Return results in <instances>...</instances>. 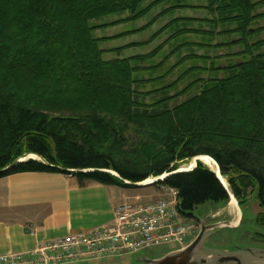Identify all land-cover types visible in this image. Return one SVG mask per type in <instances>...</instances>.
I'll return each instance as SVG.
<instances>
[{
  "label": "trees",
  "instance_id": "16d2710c",
  "mask_svg": "<svg viewBox=\"0 0 264 264\" xmlns=\"http://www.w3.org/2000/svg\"><path fill=\"white\" fill-rule=\"evenodd\" d=\"M184 1L0 0V179L73 170L82 171L73 175L80 186L133 189L125 182L169 174L153 186L177 191L183 217L193 219L208 202L228 203L229 192L240 207L255 194L264 226V0H208L203 8L210 19L179 18L212 30L184 28L170 40L210 39L179 45L169 57L184 47L227 52L186 55L168 69L169 57L153 62L161 47L128 55L148 42L110 48L105 44L120 36L94 35L137 22L165 3L189 8ZM126 12L124 19L100 22ZM216 36L225 40L213 45ZM189 61L196 62L170 82ZM25 155L43 161L17 163L2 174ZM201 156L217 163L227 188L201 162L173 173Z\"/></svg>",
  "mask_w": 264,
  "mask_h": 264
},
{
  "label": "rangeland",
  "instance_id": "374dc122",
  "mask_svg": "<svg viewBox=\"0 0 264 264\" xmlns=\"http://www.w3.org/2000/svg\"><path fill=\"white\" fill-rule=\"evenodd\" d=\"M190 6L189 8H178L173 9V3H165L157 8L153 9L150 13H148L144 18L137 22H126L122 23L119 26H115L112 28H108L106 30H101L100 32L95 33L96 37H115L120 36L118 39L114 40V42H109L105 44L106 47H122L132 43H147L145 46L141 48H135L128 52V55L134 54H148L152 51L161 47L162 49L158 52L155 60L153 62L164 61L166 57H169L172 50L177 46L186 44V43H208V37L204 36H195L192 34L183 35L180 37H175L172 40L171 37L174 36L179 30L184 28H199L202 27L205 31L212 30L211 26L204 23H195L191 21H183L178 22L179 18L184 19H210L211 14L209 10L203 8L204 6H208V0H185L183 2ZM195 6V7H193ZM171 9V10H169ZM260 11L264 12V7L260 9ZM130 16L129 12L120 15H112L106 16L100 19L101 24L117 21L119 19H124ZM217 18V17H215ZM96 22V21H95ZM264 24V21H261ZM145 28L141 33H131V31L136 29ZM223 29V28H222ZM221 31V27L215 29V32L218 33ZM124 33H130L125 36H121ZM222 36H216L212 40L214 44H221L225 39ZM239 48H235V51ZM210 57H216L223 55L226 53V50H222V48L207 50V49H197L192 47H184L175 55L170 56L167 61L166 69L170 66H174L179 59L186 55L192 54H208ZM107 58V57H106ZM225 60L216 61L217 64L221 65ZM196 61H189L186 65L182 66L180 70H177L174 75L170 77V82L176 79L177 73L181 72L186 67H190L195 64ZM145 64V63H144ZM144 76H150V74ZM169 82V81H168ZM27 158V157H26ZM25 156L20 160H24ZM27 158L26 160H30ZM36 161H41L39 158L35 159ZM25 162V161H23ZM196 159L184 163L181 165L180 169L189 170L196 164ZM203 163V162H201ZM204 164V163H203ZM205 165V164H204ZM207 166V165H206ZM210 170L209 166H207ZM213 171V170H212ZM154 178H150L148 181L142 182L148 183L153 181ZM226 180V179H225ZM227 182V181H226ZM228 186V183H227ZM157 187L154 186H145V187H137L132 189V194L137 197L129 200L133 201L137 198L148 199L153 197H157L158 191ZM160 194V193H159ZM237 201V200H236ZM238 203V201H237ZM239 204V203H238ZM237 204V205H238ZM233 201H229L228 203H211L208 202L204 205L199 206L194 210L193 216L194 220L200 223L206 222L207 224H215L221 221H229V226L235 227L237 225V221L240 217L239 225L236 228H217L213 230L209 235L206 241H204L203 245L199 247L200 253H206V249L208 251H220L222 250V254L225 253H240L244 254V251L252 254L264 253V226L260 225L257 222V217L261 212V209L256 200L255 194H252L246 205L240 207L241 216L237 206ZM220 211L222 216L218 218H213L212 216L216 214V212ZM224 224V223H223ZM199 235V234H198ZM175 250L172 247H161L155 248L146 252H141L139 254L129 255L122 258H108L103 260H91L85 262H77L75 264H144L143 258L146 259H158L164 257L168 253ZM203 251V252H202Z\"/></svg>",
  "mask_w": 264,
  "mask_h": 264
},
{
  "label": "crops",
  "instance_id": "0c3cea01",
  "mask_svg": "<svg viewBox=\"0 0 264 264\" xmlns=\"http://www.w3.org/2000/svg\"><path fill=\"white\" fill-rule=\"evenodd\" d=\"M135 197L132 189L96 182L80 186L75 176L66 173L22 172L3 177L0 255L26 253L41 243L109 225L115 207Z\"/></svg>",
  "mask_w": 264,
  "mask_h": 264
},
{
  "label": "built area",
  "instance_id": "2783aa9c",
  "mask_svg": "<svg viewBox=\"0 0 264 264\" xmlns=\"http://www.w3.org/2000/svg\"><path fill=\"white\" fill-rule=\"evenodd\" d=\"M178 204L177 191L163 187L156 198H137L115 207L109 225L41 243L26 253L0 255V264H75L161 247L185 249L196 239L201 226L180 215Z\"/></svg>",
  "mask_w": 264,
  "mask_h": 264
},
{
  "label": "water",
  "instance_id": "95a60500",
  "mask_svg": "<svg viewBox=\"0 0 264 264\" xmlns=\"http://www.w3.org/2000/svg\"><path fill=\"white\" fill-rule=\"evenodd\" d=\"M30 158V155H25L24 160H18L6 169L2 171V174H8L10 171L13 170V168L16 166L17 163H21L23 161H27V158ZM38 157V156H37ZM202 157V156H201ZM201 157H197L196 162H202ZM39 158V157H38ZM32 159V158H31ZM30 159V160H31ZM42 160L41 158H39ZM35 160V159H32ZM43 161V160H42ZM214 161V160H213ZM215 162V161H214ZM197 163L189 170H183V169H178L176 172L173 173H181V172H188L193 170L194 168L197 167ZM216 163V162H215ZM217 165V163H216ZM218 167V172L220 174L219 166ZM63 173H70L71 175L79 174L82 173V171H73V170H62ZM214 172V171H213ZM171 173V174H173ZM221 183L227 188V186L222 182L220 177L216 172H214ZM221 175V174H220ZM169 174H166L162 177L155 178L153 181H150L148 183H139V184H131L129 182H125L127 185H130L133 188H139V187H147V186H153L155 183L163 181L166 177H168ZM230 198L235 200V197L233 194L229 192ZM241 216V215H240ZM213 217V216H212ZM240 222V217L237 221V225L235 227L229 226L230 222L229 221H221L215 224H207L206 222L201 223L202 230L198 237L195 239V241L186 247L185 249L179 250V251H174L171 252L164 257L158 258V259H148L144 261V264H264V253H259V254H252L248 253L247 251H244V254L240 253H225L221 254L220 251L214 250V251H208L207 249L205 250L206 253H200L199 252V247L203 245L204 241L208 238V235L215 229L217 228H236L239 225ZM224 223V224H223ZM144 259V258H143Z\"/></svg>",
  "mask_w": 264,
  "mask_h": 264
},
{
  "label": "bare ground",
  "instance_id": "6f19581e",
  "mask_svg": "<svg viewBox=\"0 0 264 264\" xmlns=\"http://www.w3.org/2000/svg\"><path fill=\"white\" fill-rule=\"evenodd\" d=\"M30 156H31L32 159H38V157H37L36 155H30ZM201 161H202L205 165H207V166H209L210 168H212V170L218 174V176L220 177V179L222 180V182L227 186V182H226L225 178L222 177V176L219 174V172H218V167H217L216 163L213 161V159H211L210 157H207V156H206V157H201ZM148 180H149V179H148ZM148 180H147V181H148ZM233 201H234V203L236 204V201H235L234 199H233Z\"/></svg>",
  "mask_w": 264,
  "mask_h": 264
},
{
  "label": "flooded vegetation",
  "instance_id": "af4514ba",
  "mask_svg": "<svg viewBox=\"0 0 264 264\" xmlns=\"http://www.w3.org/2000/svg\"><path fill=\"white\" fill-rule=\"evenodd\" d=\"M219 214V213H218ZM220 252H221V254H222V250H220ZM236 253V252H235ZM228 254H230V253H228ZM146 259H143V261H145ZM144 263V262H143ZM236 264V263H235Z\"/></svg>",
  "mask_w": 264,
  "mask_h": 264
}]
</instances>
